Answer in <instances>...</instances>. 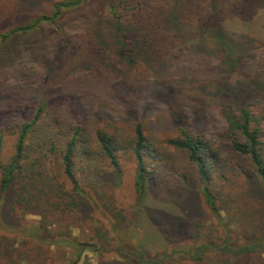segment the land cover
I'll return each mask as SVG.
<instances>
[{
    "label": "rangeland",
    "instance_id": "rangeland-1",
    "mask_svg": "<svg viewBox=\"0 0 264 264\" xmlns=\"http://www.w3.org/2000/svg\"><path fill=\"white\" fill-rule=\"evenodd\" d=\"M0 1L8 11L15 0ZM49 1L58 0H45L38 12L48 9ZM101 13L100 7L92 5L70 10L61 25L66 34L82 33L105 25L108 17ZM230 28L235 38L245 33L255 46L237 65L185 53L167 73L146 69L134 75L123 60L100 73L74 61L53 74L51 83H47V71L53 52L38 54L35 48L33 53L29 38L23 44L0 46V183L4 167L16 154L22 124L41 105L45 108L30 132L14 192L4 199L0 191V264H137L140 255L160 263L174 257L175 264H264V245L245 257L221 252V247H212L201 261L186 253L201 243L222 246L225 230L236 245L250 242L252 230L264 228V188L251 162L229 147L226 114L238 116L235 102L207 100V117L198 121L190 114L186 123L192 132L209 139L225 159V167L213 174L222 215L219 223L205 202L197 164L187 150L168 143L181 135L172 125L170 105L161 96L172 77L176 81L172 96L190 86L211 93L226 84L258 86L252 81L257 75L258 80L264 79V6L251 21H235ZM42 36L38 32L31 40L34 43ZM34 55L37 59H32ZM130 72L127 83L134 87L140 106L132 116L112 85L126 80ZM261 85L252 97L241 92L240 100L244 96L254 115L252 126L259 129L264 158ZM20 93L23 97L19 98ZM182 97L187 111L199 107L196 96ZM140 118L151 145L145 148V186L138 191L131 119ZM80 124L86 143H81L74 157L76 190L65 173L63 154ZM97 130L116 134L120 172L103 154ZM81 146L88 150L86 154ZM250 185L255 186L252 193Z\"/></svg>",
    "mask_w": 264,
    "mask_h": 264
},
{
    "label": "trees",
    "instance_id": "trees-1",
    "mask_svg": "<svg viewBox=\"0 0 264 264\" xmlns=\"http://www.w3.org/2000/svg\"><path fill=\"white\" fill-rule=\"evenodd\" d=\"M44 1L15 0L8 11L0 1V46L23 44L24 40L29 38L33 53L35 48L40 50L38 54L53 52L50 69L47 71V76H50L47 78V83H51V76L61 70L65 64L74 61L82 66L94 68L100 73L102 70L115 67L123 60L127 61L134 75L146 69L167 73L172 69L176 58L185 53H191L192 56L206 55L219 64L237 65L254 50L255 46L245 33L242 34V38L240 36L235 38L230 26L235 21H251L264 6V0H58L53 3L49 1V8L38 12ZM90 5L100 7L101 15H107L105 25L97 28L91 26L82 33L74 35L66 34L61 25V18L70 10ZM38 32L43 33V36L33 43L31 39ZM32 59L37 57L34 55ZM130 74L131 72L125 77L126 80L115 84L112 82V85H115L113 89L116 88L118 95L121 96L126 113L132 116L140 106L138 97L133 95L134 87L127 83ZM259 78L257 75L252 82L262 86L264 79L258 80ZM175 82L172 77L168 89L164 90V94L160 93L170 105L172 125L181 135L179 138H170L168 143L187 150L189 158L197 164L205 202L218 222L222 223V215L217 204L218 196L212 185L213 174L216 170L221 171L220 169L225 167V159L209 139L190 130L186 123L187 116L194 115V118L199 119L198 121L206 118L204 107L207 100L214 103L219 100L229 104L235 102L238 116L230 112L226 114L231 130L228 136L229 147L234 154L251 162L257 171L259 184L264 188V158L261 152L260 132L252 126L254 115L248 108L247 102H244V96L240 100L241 92H244L245 97H252L254 89L258 86H253L252 83L235 86L226 84L215 93L203 87L190 86L179 96H172L170 91ZM180 96L182 98L196 96V104L199 107L195 106L187 111L183 101L179 99ZM20 97H23L21 93ZM44 109L41 105L32 119L21 126L16 154L12 162L3 169L4 176L0 183V191L4 199L14 192L13 186L21 170V163L26 158L30 132L41 121ZM131 120L134 127L133 152L138 163L137 188L140 191L145 186V148L151 143L145 134L144 119ZM84 129L81 124L77 125L63 154L65 173L76 190H79V182L72 169L74 157L81 143H86L82 137ZM96 138L103 154L120 172L121 167L115 148L116 134L97 130ZM52 143L53 148L55 143ZM81 149L83 154L88 152L82 146ZM29 166L31 167V164ZM29 170L31 171V168ZM249 188L251 193L254 192L255 186L250 185ZM260 233L264 234V228L252 230L250 242L236 245L231 241V233L225 230L222 232L224 237L222 246L211 242L201 243L193 252L186 251V253L192 260L201 261L212 247H221V252L245 257L263 247L264 240L260 237L262 236L259 235ZM253 236L256 239L252 240ZM178 260L180 261L181 258H177ZM162 261L160 263L158 260L144 259L140 255L137 264L176 263L174 257Z\"/></svg>",
    "mask_w": 264,
    "mask_h": 264
}]
</instances>
